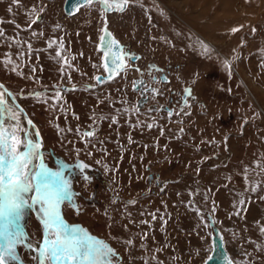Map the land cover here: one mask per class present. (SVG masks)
I'll use <instances>...</instances> for the list:
<instances>
[{
    "label": "rangeland",
    "instance_id": "374dc122",
    "mask_svg": "<svg viewBox=\"0 0 264 264\" xmlns=\"http://www.w3.org/2000/svg\"><path fill=\"white\" fill-rule=\"evenodd\" d=\"M63 1L0 0V83L37 127L49 168L90 166L88 182L76 169L66 173L79 195L61 206L65 222L107 243L116 264H202L210 215L234 264H264V0H132L133 22L145 27L147 5L159 26L131 47L141 61L101 86L104 15L94 4L65 16ZM127 17L112 19L126 27ZM148 61L170 72L153 103L168 105L189 87V115L139 110L134 69ZM61 86L71 89L53 108L49 97ZM22 223L33 242L42 239L31 211ZM18 255L36 264L27 248Z\"/></svg>",
    "mask_w": 264,
    "mask_h": 264
},
{
    "label": "snow or ice",
    "instance_id": "6c2138e0",
    "mask_svg": "<svg viewBox=\"0 0 264 264\" xmlns=\"http://www.w3.org/2000/svg\"><path fill=\"white\" fill-rule=\"evenodd\" d=\"M12 3L18 5L19 0H12ZM65 3L69 15L74 14L81 6L91 7L94 4L100 5L103 14L111 11L123 12L132 4V0H65ZM8 11L11 12L12 9L9 8ZM36 22V20L31 21V23ZM237 30L233 29V32ZM101 31L104 34L100 36L101 46L98 47V51H103L102 60L104 58L108 60L102 66L108 73L107 79L111 80L114 75H119L114 69L119 68L122 71L125 65L122 62L123 57L113 50L119 46L109 39L111 34L107 31L106 24ZM3 36L4 32L0 29V37ZM55 43V40L49 41L48 47L52 48ZM55 55L59 57L60 52L56 51ZM132 59L135 60L136 57L133 56ZM225 66H228L227 61ZM153 67L150 66L149 75ZM134 70L141 74V79L132 82L133 90H139L144 101L149 98L155 100L158 95H163L158 89L147 85L141 69ZM32 71L35 72V68ZM95 79L97 82H103L104 78ZM152 82H156L155 77L152 78ZM0 89H2L0 90V264H22L18 255L21 247L33 253L31 258L36 264H116L118 254L107 243L93 237L82 227L66 223L61 213V206L67 204L72 207L74 197L79 195L73 190L72 181L66 173L76 169L82 180L88 182L91 178L85 170L90 166L83 161L71 165L59 161L55 169L49 168L45 162V153L42 151L43 144L39 131L32 130L34 125L31 120L26 121L27 127H25L21 120L23 110L15 103V97L4 89L3 85H0ZM62 91L66 89L56 90L49 97L53 101V108L57 107L56 102L61 99ZM184 92L191 95L190 89H185ZM148 94H151L150 97ZM147 111L150 114L165 109L154 107ZM167 114L172 116L179 113L168 110ZM112 122H116L115 117L112 118ZM147 127L151 129L153 125L147 124ZM19 133H23V136L21 137ZM83 135L91 137L93 133L86 132ZM76 155L79 156V151ZM256 190V188L252 189L253 192ZM130 203L135 204V201ZM239 203L243 204L244 201L241 200ZM29 211L37 214L43 229L42 239L35 242L28 236L22 223ZM155 218L153 215V219ZM212 223L214 221L204 224V227L209 228ZM260 231L264 233V227H261ZM209 235L212 236L213 249L217 250L215 236L212 233ZM125 243L130 246L134 241L129 239ZM216 259V255L208 256L204 264ZM223 260L224 264H233L226 255Z\"/></svg>",
    "mask_w": 264,
    "mask_h": 264
},
{
    "label": "flooded vegetation",
    "instance_id": "af4514ba",
    "mask_svg": "<svg viewBox=\"0 0 264 264\" xmlns=\"http://www.w3.org/2000/svg\"><path fill=\"white\" fill-rule=\"evenodd\" d=\"M96 5H98V4H96ZM131 5L132 4H130L125 9V11H123V12L111 11V12L103 13V15H104V17L102 18L103 23L99 27V33H98L97 39H96L97 44H98V42L100 40V36L103 33L101 31V29L104 28L105 24H106L107 30L111 33L113 38L115 40H117L119 42V44L122 46V54H123V58L126 62V65H125L123 71L120 73H123V72L131 69L130 63H134L136 65V64H138L139 61H141L142 56H140V54L137 53L135 50L131 49V47L134 46L136 41L139 42V41L145 40L147 42H150L151 38L154 36V33L152 31L157 29L159 26V24L157 23V20L155 19L156 18L155 14L151 11L150 7L147 5L143 6V10H144V14H145L144 18L148 22V23H144L145 27H141L139 24H136L135 22H133V19H130V17L133 16L132 12H131L133 7ZM62 6H63V4H62ZM84 7L85 6L80 7L79 12ZM98 7L100 8V5H98ZM155 9H157V8H155ZM62 13H63V9H62ZM156 13L161 14L160 15L161 20L164 21L166 19L165 15H162L163 14L162 12L158 11ZM126 14L128 15L127 19L131 20V24H128L126 27L116 26L117 23L112 18L117 17L118 19H120L119 16H123ZM68 17H70V16H68ZM72 17H74V16H72ZM134 21H135V19H134ZM119 22H120V20H118V23ZM149 24H151V26L147 27ZM92 27H93V25H92ZM133 56L136 57L135 60L132 59ZM150 66H154L153 68H151V75H149ZM139 69H141L142 72L144 73V75H143L144 81L151 88H155V89L159 90L161 85L163 86V85L169 84V82H170L169 70H166L162 66L156 65L154 61L146 62L145 65L143 66V68H139ZM102 74H104V68H103ZM153 77H155V79H156L155 83L152 82ZM165 77L167 78V80H165ZM139 79H141V74L139 72H136L135 76L133 77L132 82L139 80ZM103 84H105V83H102L99 86H101ZM86 87H89V86H86ZM132 88H133V83H132ZM185 89H190V88L186 87ZM135 91L139 94L138 101L141 104V107L139 108V110H142L143 108L149 109V108L157 107L153 103V100L151 98H149L147 101H144L143 97L140 94V91L139 90H135ZM148 95L150 97L151 94H148ZM176 95H177L176 96L177 98H173L172 96H170L168 98V101H167L168 105L158 106V107H163L165 109V111H159V112H166L167 113L168 110H171V111H173V113L176 111L179 114L182 113L184 116L189 115L190 114L189 108H190L191 104L194 102V101L193 102L191 101V100H194L193 95L192 94L187 95L184 91L176 92ZM185 101H186V104H185ZM181 109L183 111H181ZM186 109H187V111H185ZM86 131L87 130H85V132ZM92 133H93V131H92ZM87 137H89V136H87ZM151 180L153 181L154 179H153L152 174H149L148 175V182H151ZM156 183H157V181L154 180V184H156Z\"/></svg>",
    "mask_w": 264,
    "mask_h": 264
},
{
    "label": "water",
    "instance_id": "95a60500",
    "mask_svg": "<svg viewBox=\"0 0 264 264\" xmlns=\"http://www.w3.org/2000/svg\"><path fill=\"white\" fill-rule=\"evenodd\" d=\"M82 7V6H81ZM67 8H68V6H67V4L65 3V0H64V2H63V6H62V9H63V13L66 15V16H70V17H72V16H75L78 12H79V10L78 11H76L74 14H72V15H69L68 14V11H67ZM108 31V30H107ZM109 32V31H108ZM110 33V32H109ZM104 33H102V35H103ZM111 34V33H110ZM109 39H112L113 41H115V43L116 44H118V46H119V48H114L113 50L114 51H116L120 56H122L123 57V54H122V46L119 44V42L117 41V40H115L114 38H113V36L111 35L110 37H109ZM101 46V41L99 40V42H98V44H97V49H98V47H100ZM101 53H102V57L104 56V54H103V51H100ZM102 59V58H101ZM108 62V60H107V58H104L103 60H102V64L103 63H107ZM123 64L124 65H126V62H125V60H124V58H123ZM109 67H111V65H109ZM123 71V70H122ZM119 68H116V69H114V72H122ZM107 76H108V73L107 72H105L104 71V74H98L96 77H102V78H104L103 79V82H97V80L94 78V81H95V83L97 84V85H100V84H102V83H104V82H108V81H112L113 79H115L118 75H114V78L113 79H111V80H109V79H107ZM0 85H2L1 83H0ZM4 86V85H3ZM4 89H6L7 90V88L4 86ZM61 89H66V91L67 90H69V89H71L70 87H67V86H61ZM8 91V90H7ZM15 103L16 104H18L19 105V107H20V109H22L23 111H22V116H23V119L25 120V121H27V120H31L30 118H29V116L27 115V113L25 112V110L21 107V105L15 100ZM137 107L138 108H140L141 107V104H140V102L137 104ZM32 121V120H31ZM32 124L34 125V128L32 129L33 131H36V130H38L37 129V127L35 126V124L32 122ZM86 132H92V130H88V131H86ZM85 132V133H86ZM39 135H40V133H39ZM40 139H41V136H40ZM42 140V139H41ZM42 144H43V142H42ZM32 212V211H31ZM32 214L34 215V217H35V219L38 221V223L41 225V222H40V220L38 219V216H37V214L35 213V212H32ZM207 219H208V222H213L214 220H213V218L210 216V215H207ZM42 226V225H41ZM211 229H212V235H214L215 236V238H216V245H217V250H214L213 249V245H212V236H210V240H211V247H212V249H211V253H210V255L209 256H212V255H216V257H217V259L216 260H213V261H209V264H224V260H223V257L226 255L230 260H232L231 259V257L229 256V254L227 253V251L225 250V247H224V240H223V237H222V234H221V232H220V230H219V228L215 225V222L214 223H212L211 224ZM222 238V239H221ZM207 259V257L205 258V260ZM205 260L203 261V263L202 264H204V262H205ZM233 261V260H232ZM233 264H234V262H233Z\"/></svg>",
    "mask_w": 264,
    "mask_h": 264
},
{
    "label": "bare ground",
    "instance_id": "6f19581e",
    "mask_svg": "<svg viewBox=\"0 0 264 264\" xmlns=\"http://www.w3.org/2000/svg\"><path fill=\"white\" fill-rule=\"evenodd\" d=\"M192 7V6H191ZM193 9V8H192ZM196 9H197V7H196ZM194 13H195V10H194ZM196 13H197V15L200 17V16H202V14L203 15H205V14H207V13H205L204 11H203V9H200V10H197L196 11ZM79 14V13H78ZM76 16V15H75ZM197 18V17H196ZM196 18H195V20H196Z\"/></svg>",
    "mask_w": 264,
    "mask_h": 264
}]
</instances>
